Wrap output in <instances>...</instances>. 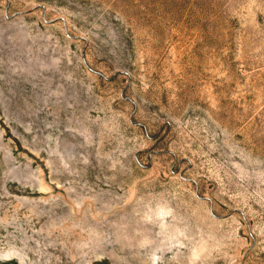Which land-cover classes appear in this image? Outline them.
Wrapping results in <instances>:
<instances>
[{
    "label": "rangeland",
    "instance_id": "rangeland-1",
    "mask_svg": "<svg viewBox=\"0 0 264 264\" xmlns=\"http://www.w3.org/2000/svg\"><path fill=\"white\" fill-rule=\"evenodd\" d=\"M0 264H264V0H0Z\"/></svg>",
    "mask_w": 264,
    "mask_h": 264
}]
</instances>
